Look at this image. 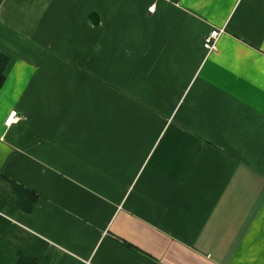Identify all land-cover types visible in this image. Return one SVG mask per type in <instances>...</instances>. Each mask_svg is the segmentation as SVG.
Returning a JSON list of instances; mask_svg holds the SVG:
<instances>
[{
	"label": "crops",
	"instance_id": "obj_1",
	"mask_svg": "<svg viewBox=\"0 0 264 264\" xmlns=\"http://www.w3.org/2000/svg\"><path fill=\"white\" fill-rule=\"evenodd\" d=\"M0 53V264H264V0H0Z\"/></svg>",
	"mask_w": 264,
	"mask_h": 264
},
{
	"label": "built area",
	"instance_id": "obj_2",
	"mask_svg": "<svg viewBox=\"0 0 264 264\" xmlns=\"http://www.w3.org/2000/svg\"><path fill=\"white\" fill-rule=\"evenodd\" d=\"M154 9L155 7L151 6L148 8L147 11L149 13H153ZM221 34H222V30H219V31L213 30L204 38L203 48L205 49L207 53H210L215 49L216 43L219 37L221 36ZM18 120H19V117L17 116V112L13 111L7 117L5 121V125L9 127L11 124L17 122Z\"/></svg>",
	"mask_w": 264,
	"mask_h": 264
},
{
	"label": "trees",
	"instance_id": "obj_3",
	"mask_svg": "<svg viewBox=\"0 0 264 264\" xmlns=\"http://www.w3.org/2000/svg\"><path fill=\"white\" fill-rule=\"evenodd\" d=\"M7 63H8V57L4 55L3 53H0V88L5 79V69H6ZM13 188L14 190L17 191V193L21 194V196L31 197V199L34 197V195H32L30 192H28L27 190L19 186L14 185ZM30 207L31 206L28 203H26V205L23 208L25 209V211H29ZM17 264H37V262L35 260L20 257Z\"/></svg>",
	"mask_w": 264,
	"mask_h": 264
}]
</instances>
